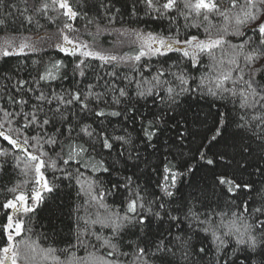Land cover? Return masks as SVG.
<instances>
[{"label":"snow or ice","instance_id":"snow-or-ice-1","mask_svg":"<svg viewBox=\"0 0 264 264\" xmlns=\"http://www.w3.org/2000/svg\"><path fill=\"white\" fill-rule=\"evenodd\" d=\"M261 161L264 0H0V264H264Z\"/></svg>","mask_w":264,"mask_h":264},{"label":"trees","instance_id":"trees-1","mask_svg":"<svg viewBox=\"0 0 264 264\" xmlns=\"http://www.w3.org/2000/svg\"><path fill=\"white\" fill-rule=\"evenodd\" d=\"M127 20V17L125 18ZM139 27L146 28L147 30H162V28L159 26V22L153 23L149 21L148 24H140ZM114 38L111 36H105L101 38V42L104 41H112ZM105 47H108L109 44H104ZM47 55H51L55 58H59L62 56V54L51 50ZM13 63L16 62L15 57L10 58ZM95 63H99L98 61H94ZM201 107L204 111H208L207 103L201 102ZM200 110L199 108L197 109ZM213 111H216V109H213ZM211 123V121H210ZM193 131H195V128H193ZM175 136V132H169L165 139H167V136ZM202 142V136L199 135H190L186 138L184 145L181 147L179 145L174 146L173 153L183 151L188 154V157L191 158L190 162L193 164H196L198 171L195 173L194 177L192 178L193 181H199L203 183L205 180H208L211 178V173L206 166H202L201 164H197L196 160L193 158L196 154V149L200 146ZM149 151H151L149 149ZM147 155V153H145ZM150 159L153 161L154 164L160 163V153H156L155 155L151 156ZM262 164H264V161H261ZM249 171H254V169H249ZM160 179V176L157 174L153 177V182ZM252 179H259V177L253 176ZM4 183H7V181L0 182V189L3 188ZM46 196V200L44 204L37 209V213L35 216V223H34V229L37 234L40 233H47L49 236V240L47 241L48 244H53L54 246H63L62 238L67 235L69 226L72 224V217L70 216V213L74 211L77 204L80 203V201L77 200L75 196V190L74 189H68L64 187L63 185L61 188L54 193L44 194ZM10 198L9 194L0 190V202H3L5 198ZM5 222V213L3 209H0V226L3 225Z\"/></svg>","mask_w":264,"mask_h":264}]
</instances>
